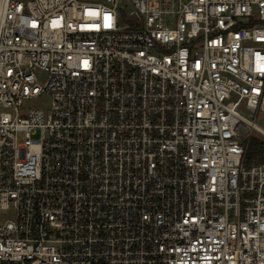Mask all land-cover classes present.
<instances>
[{
	"label": "built area",
	"instance_id": "obj_1",
	"mask_svg": "<svg viewBox=\"0 0 264 264\" xmlns=\"http://www.w3.org/2000/svg\"><path fill=\"white\" fill-rule=\"evenodd\" d=\"M260 115L264 0H0V264H264Z\"/></svg>",
	"mask_w": 264,
	"mask_h": 264
},
{
	"label": "trees",
	"instance_id": "obj_2",
	"mask_svg": "<svg viewBox=\"0 0 264 264\" xmlns=\"http://www.w3.org/2000/svg\"><path fill=\"white\" fill-rule=\"evenodd\" d=\"M248 162L264 160V141L252 138L249 141L246 153Z\"/></svg>",
	"mask_w": 264,
	"mask_h": 264
},
{
	"label": "rangeland",
	"instance_id": "obj_3",
	"mask_svg": "<svg viewBox=\"0 0 264 264\" xmlns=\"http://www.w3.org/2000/svg\"><path fill=\"white\" fill-rule=\"evenodd\" d=\"M44 80V76H42V78L40 79L41 82H43ZM46 98H40L37 100H30L27 105L29 107H46ZM258 124H260L262 127H264V115H260L258 118ZM11 215H7L4 218L8 219L10 218Z\"/></svg>",
	"mask_w": 264,
	"mask_h": 264
},
{
	"label": "snow or ice",
	"instance_id": "obj_4",
	"mask_svg": "<svg viewBox=\"0 0 264 264\" xmlns=\"http://www.w3.org/2000/svg\"><path fill=\"white\" fill-rule=\"evenodd\" d=\"M105 19L107 20V19H109V18L106 17Z\"/></svg>",
	"mask_w": 264,
	"mask_h": 264
}]
</instances>
